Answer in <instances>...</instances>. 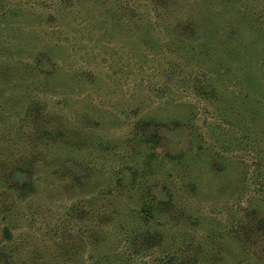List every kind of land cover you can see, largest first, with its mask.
Masks as SVG:
<instances>
[{"label":"rangeland","instance_id":"374dc122","mask_svg":"<svg viewBox=\"0 0 264 264\" xmlns=\"http://www.w3.org/2000/svg\"><path fill=\"white\" fill-rule=\"evenodd\" d=\"M0 264H264V0H0Z\"/></svg>","mask_w":264,"mask_h":264},{"label":"trees","instance_id":"16d2710c","mask_svg":"<svg viewBox=\"0 0 264 264\" xmlns=\"http://www.w3.org/2000/svg\"><path fill=\"white\" fill-rule=\"evenodd\" d=\"M142 126H145V129H144V134H145V131L150 127V126H153V125H157V121H155L154 119H144L142 120ZM141 126V127H142ZM146 141L147 142H150V143H155L156 140L154 138V134H148L147 137H146ZM149 209V208H148Z\"/></svg>","mask_w":264,"mask_h":264}]
</instances>
